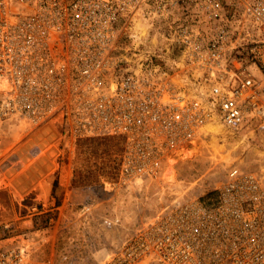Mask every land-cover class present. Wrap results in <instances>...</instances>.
<instances>
[{"label":"built area","instance_id":"1","mask_svg":"<svg viewBox=\"0 0 264 264\" xmlns=\"http://www.w3.org/2000/svg\"><path fill=\"white\" fill-rule=\"evenodd\" d=\"M213 124L264 135V0H0V144L44 127L69 148L115 135L119 180L137 185ZM21 155L0 171L23 170ZM168 195L84 264H264L257 170L232 162L206 198ZM28 250L0 244V264H25Z\"/></svg>","mask_w":264,"mask_h":264},{"label":"rangeland","instance_id":"2","mask_svg":"<svg viewBox=\"0 0 264 264\" xmlns=\"http://www.w3.org/2000/svg\"><path fill=\"white\" fill-rule=\"evenodd\" d=\"M213 125L203 126L212 134L201 146L192 140L186 147H197L193 157H178L173 164L172 186L163 176L167 167L156 180L120 182L121 141L115 135L80 138L69 148L59 133L44 127L19 142L4 141L2 152L10 150L0 156L2 170L26 156L23 170L0 171L7 184L0 185V244L24 243L25 264H84L99 246L117 243L163 209L171 188L206 198L232 162L264 178V135L247 142L210 129ZM31 201L38 205L36 213L24 203ZM83 203L89 204L85 213L79 211Z\"/></svg>","mask_w":264,"mask_h":264},{"label":"bare ground","instance_id":"3","mask_svg":"<svg viewBox=\"0 0 264 264\" xmlns=\"http://www.w3.org/2000/svg\"><path fill=\"white\" fill-rule=\"evenodd\" d=\"M210 129H213L215 131H223V128L220 127V125L218 126L217 124H214L213 126H210ZM59 137V136H58ZM58 140V139H57ZM55 141V140H54ZM198 141V140H197ZM215 151H218L216 148V146L214 147ZM50 150V149H49ZM197 152V147L196 146H192L190 148H186V147H180L178 149H175L172 151L171 154H169L167 156V160H168V165H167V168L163 174V176L165 177V179L170 183V185L172 186V184L174 182H176V176H175V169L173 167V164L177 161L178 157L179 158H185V157H188V158H191L194 156V154ZM38 153V152H37ZM214 153H218V152H214ZM227 154V153H226ZM226 154H220L219 156H223L224 159H226V157H229V156H226ZM218 156V157H219ZM217 157V158H218ZM230 160V159H228ZM230 162V161H229ZM30 163V162H29ZM53 163V162H52ZM2 181V182H1ZM4 180H2V178H0V183H3ZM32 184V183H31ZM107 187L109 189L110 185L107 184ZM171 190L174 192L173 194H182L183 192V188L182 187H178L177 188H171Z\"/></svg>","mask_w":264,"mask_h":264}]
</instances>
